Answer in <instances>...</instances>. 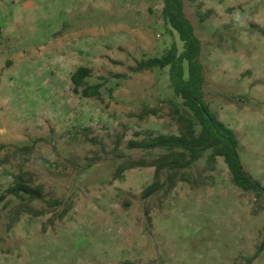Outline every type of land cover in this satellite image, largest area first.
I'll return each instance as SVG.
<instances>
[{
	"label": "rangeland",
	"instance_id": "obj_1",
	"mask_svg": "<svg viewBox=\"0 0 264 264\" xmlns=\"http://www.w3.org/2000/svg\"><path fill=\"white\" fill-rule=\"evenodd\" d=\"M200 41L204 102L233 130L264 187V0H183ZM162 0H0V264H264V197L232 182L223 159L142 197L163 151L131 140L178 135L168 68L138 60L182 44ZM90 69L99 98L73 92ZM124 75V77L122 76ZM102 79V80H101ZM155 114L143 115V110ZM165 175H162V181ZM38 200L6 191L17 182Z\"/></svg>",
	"mask_w": 264,
	"mask_h": 264
},
{
	"label": "trees",
	"instance_id": "obj_2",
	"mask_svg": "<svg viewBox=\"0 0 264 264\" xmlns=\"http://www.w3.org/2000/svg\"><path fill=\"white\" fill-rule=\"evenodd\" d=\"M162 17L170 29L178 35L182 50L172 44L159 57L138 60L130 71L140 73L146 70L168 68L169 81L174 95L180 100L186 113L173 100V119L178 126V135H156L140 141L131 140L128 148L141 151H163L153 159L126 160L116 168V177L133 168H154L153 182L142 192L148 198L164 187L171 189L176 180L188 182L179 171L190 168L206 156L208 165L222 158L229 169L232 182L243 191H251L256 198L264 197V187L247 175L237 152L238 140L232 129L219 121L204 102V76L199 61L200 41L194 35L190 22L183 11V0H162ZM90 69L79 67L71 76L73 92L85 98H99L103 83L88 84ZM124 77V75H122ZM102 80V79H101ZM143 115L155 114L143 110ZM165 180L162 181V175ZM20 200H38L40 190L17 182L6 191Z\"/></svg>",
	"mask_w": 264,
	"mask_h": 264
}]
</instances>
